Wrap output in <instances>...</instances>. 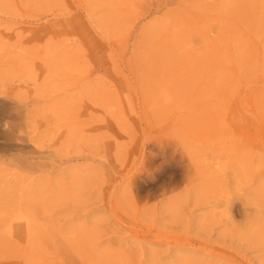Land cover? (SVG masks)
I'll return each mask as SVG.
<instances>
[{"label": "rangeland", "instance_id": "obj_1", "mask_svg": "<svg viewBox=\"0 0 264 264\" xmlns=\"http://www.w3.org/2000/svg\"><path fill=\"white\" fill-rule=\"evenodd\" d=\"M0 264H264V0H0Z\"/></svg>", "mask_w": 264, "mask_h": 264}, {"label": "bare ground", "instance_id": "obj_2", "mask_svg": "<svg viewBox=\"0 0 264 264\" xmlns=\"http://www.w3.org/2000/svg\"><path fill=\"white\" fill-rule=\"evenodd\" d=\"M8 99V98H7ZM10 101V100H9ZM14 103V102H13ZM255 198V197H254ZM255 227V226H254ZM28 232V231H27Z\"/></svg>", "mask_w": 264, "mask_h": 264}]
</instances>
